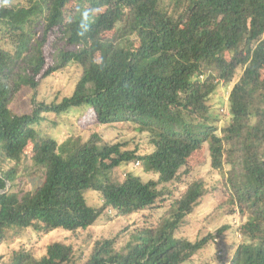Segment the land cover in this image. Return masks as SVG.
<instances>
[{
  "label": "trees",
  "instance_id": "trees-1",
  "mask_svg": "<svg viewBox=\"0 0 264 264\" xmlns=\"http://www.w3.org/2000/svg\"><path fill=\"white\" fill-rule=\"evenodd\" d=\"M0 27V247L11 228L76 232L109 211L129 216L173 200L161 221L135 228L125 245L118 247V235L97 240L84 264H196L229 228L192 240L178 235L207 192L188 166L204 149L213 168L228 169L242 239L227 260L201 264H264V0H0ZM55 27L60 35L43 77L77 63L73 91L51 102L32 96L31 109L16 112V97L39 85L44 41ZM222 82L233 83L223 125L210 101ZM84 106L101 125L145 134L151 149L108 142L99 132L59 141L38 127L48 112ZM135 161L157 178L116 175ZM182 183V194L172 196L170 184ZM75 254L74 244L58 240L41 256L22 248L6 262L0 251V264H76Z\"/></svg>",
  "mask_w": 264,
  "mask_h": 264
},
{
  "label": "rangeland",
  "instance_id": "rangeland-1",
  "mask_svg": "<svg viewBox=\"0 0 264 264\" xmlns=\"http://www.w3.org/2000/svg\"><path fill=\"white\" fill-rule=\"evenodd\" d=\"M10 1L11 3L17 2V0ZM68 9L74 11L75 5H69ZM67 13L72 12L68 11ZM0 28H2L0 29V38L2 39L3 27ZM38 33L40 35L42 31L40 30ZM59 35L60 30L58 27L50 29L47 33L43 45L45 66L43 71L36 76L40 80L39 85L36 89H24L16 97L12 106L14 111H29L32 107V96L42 103L44 101L51 102L60 95L72 93L75 78L78 77L80 71V66L77 63L60 68L50 76L43 77L45 69L53 64V55L56 51L55 42ZM3 45L5 46V44ZM97 57L100 58V55L98 54ZM220 84L210 101L213 113L220 116V123L223 125L230 116L229 94L233 83L226 84L222 82ZM38 127L43 134H49L59 141H63L70 135H81L86 138L92 132H99L103 139L108 142L129 140L132 147L139 142L141 152H147L151 149L150 147L147 148L148 138H145L147 137L145 134L136 132L132 126L124 123L101 125L97 120L94 109L86 106L67 113L48 112L47 118ZM31 148L32 144H29L26 151L30 152ZM188 166L192 170L191 176L193 178L201 177L203 179L207 192L201 198L199 205L186 217L183 225L179 228L178 235L192 240L202 238L209 233L215 235L222 226H229L221 236L215 235L214 239L198 253L196 264H201L206 260L219 261V257L222 260H227L232 255L237 243L242 239L239 232H237V226L240 222L239 212L231 213V205L228 201L229 193L226 187L228 169L213 168L207 151L204 149L199 150L192 156ZM129 171L141 175L143 179L157 178L153 173H146L142 165L136 161L131 162L125 168L120 166L115 172L119 178H122ZM23 185L29 190L33 188L35 182L32 178L26 176ZM170 189L174 192L172 196L177 197L185 190V185L182 183L175 187L174 184H170ZM88 196L92 203L97 202L92 192H88ZM172 201L169 200L168 206L164 208L140 211L129 216H118L114 211H109L110 217L103 215L94 225L76 232L57 228L49 233H39L33 228H11L7 239L0 247V251L4 254L6 262L15 250L22 248L31 250L37 256H41L46 252L49 243L62 240L75 245L74 261L76 264H84L97 240L118 235V247L125 245L130 240V233L135 228L149 227L161 221L163 216L167 215L166 210Z\"/></svg>",
  "mask_w": 264,
  "mask_h": 264
}]
</instances>
